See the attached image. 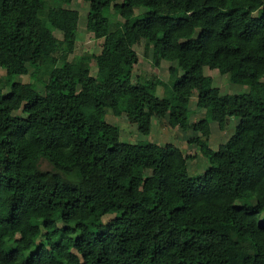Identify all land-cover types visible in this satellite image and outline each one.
<instances>
[{
    "label": "trees",
    "instance_id": "1",
    "mask_svg": "<svg viewBox=\"0 0 264 264\" xmlns=\"http://www.w3.org/2000/svg\"><path fill=\"white\" fill-rule=\"evenodd\" d=\"M84 1L102 48L69 60L76 10L0 0V264H264V0ZM111 7L123 21H109ZM141 40L155 67L176 62L172 86L132 79ZM206 67L248 89L222 94ZM194 93L203 115L191 121ZM108 112L144 136L166 115L168 127L197 132L187 142L204 173L191 176V157L171 143L111 145ZM232 119L227 141L207 146L210 124L225 131Z\"/></svg>",
    "mask_w": 264,
    "mask_h": 264
},
{
    "label": "rangeland",
    "instance_id": "2",
    "mask_svg": "<svg viewBox=\"0 0 264 264\" xmlns=\"http://www.w3.org/2000/svg\"><path fill=\"white\" fill-rule=\"evenodd\" d=\"M47 1L51 5L58 7H67L76 10L79 13V34L75 43L74 51L68 57L69 60H71L75 56H79L84 53L90 55L99 54L102 48V39H96L91 32L86 30V16L88 12V3L84 0H72L69 5H64L62 3L56 2L55 0ZM120 1L121 0H118V2ZM135 12L137 13L138 9H136ZM104 13L111 23L123 21V19L115 12L113 7L104 10ZM254 15L258 16L259 11H256ZM52 32L56 37L61 38V34L59 32L55 30H52ZM134 50L137 53L138 62L133 67V80H142L152 75L159 77L161 80L165 81L169 86H172L176 76L181 74V71L176 68V62H169L163 60L159 67H155L152 63V49L147 40H141L140 43L134 45ZM44 62L49 64L51 62V57H45ZM171 67L174 68V71H170ZM89 69L90 74L95 76L96 67L94 61H91L89 63ZM204 73L205 75H208L212 78V85L218 88L222 94H236L238 92L245 91L248 89L247 86L231 84L228 80L227 75H222L215 69H208L206 67L204 68ZM5 75V71L0 67V77ZM13 81L27 83L29 81V77L27 75H17L13 77ZM4 91H8V88H6ZM156 94L157 96L161 97L163 94V89L161 87H158L156 90ZM189 107L191 110H193V113L190 116L191 121H194L195 119L203 115V110L198 109L196 107L195 93L191 96ZM16 114L28 119L39 118V115L37 114L29 115L21 111H17ZM167 119V115L164 117H152L151 131L149 135L144 136L138 133L136 129V124L129 122L125 114L115 116L108 112L105 115L106 122L116 126L119 129V135L112 139L111 145L136 142H153L159 145L171 143L177 146L184 154L189 155L191 157L187 160V168L190 175H201L202 173H204L207 167V161L201 152L200 146L187 142L188 139L197 136L198 133L194 132L193 130L182 131L179 128H170L167 126ZM237 122V119H232L229 122L228 128L225 131H219L217 123H211V134L208 139H204L205 144L213 150L217 149L218 145L227 141L229 134L233 131V128ZM40 168L48 169L47 162L42 160L40 162ZM113 217L114 214H107L102 217V220L103 222H107ZM77 235V233L72 231L68 236L76 237ZM42 237L43 235H41L37 240L42 239ZM53 239L54 241L63 244L67 241V236H57L53 237Z\"/></svg>",
    "mask_w": 264,
    "mask_h": 264
},
{
    "label": "water",
    "instance_id": "3",
    "mask_svg": "<svg viewBox=\"0 0 264 264\" xmlns=\"http://www.w3.org/2000/svg\"><path fill=\"white\" fill-rule=\"evenodd\" d=\"M264 223V219L259 220V225L261 226Z\"/></svg>",
    "mask_w": 264,
    "mask_h": 264
}]
</instances>
